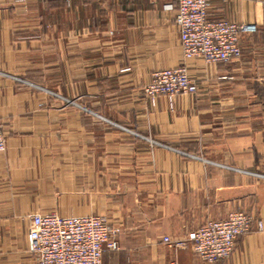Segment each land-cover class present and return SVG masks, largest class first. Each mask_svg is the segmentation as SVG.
Segmentation results:
<instances>
[{"label":"crops","instance_id":"0c3cea01","mask_svg":"<svg viewBox=\"0 0 264 264\" xmlns=\"http://www.w3.org/2000/svg\"><path fill=\"white\" fill-rule=\"evenodd\" d=\"M175 8L0 0V264H37L34 213L105 216L120 233L103 264H210L163 237L237 210L263 229L216 264H264V179L241 172L264 174L262 0L212 1L211 18L256 26L225 63L183 61ZM182 63L196 92L145 93L153 71Z\"/></svg>","mask_w":264,"mask_h":264},{"label":"built area","instance_id":"2783aa9c","mask_svg":"<svg viewBox=\"0 0 264 264\" xmlns=\"http://www.w3.org/2000/svg\"><path fill=\"white\" fill-rule=\"evenodd\" d=\"M212 1L176 0L174 22L179 30L183 61L192 58H200L206 63L237 60L241 56V36L256 30L254 24L211 18L208 13ZM262 11L264 22V0ZM144 91L152 99L163 95L172 102L176 95L196 92L197 85L182 63L153 71ZM2 127L0 119V152L6 148ZM122 128L132 133L128 128ZM190 156L206 161L199 155ZM241 172L264 179V174L247 170ZM253 223L258 230L263 229L262 221L256 220L253 214L237 210L224 219L205 221L188 240H172L167 236L163 240L174 247L190 244L200 259L216 264L232 254L237 238L248 232ZM119 233V227L102 215L34 213L29 216L27 251L37 264H103L104 252L119 248Z\"/></svg>","mask_w":264,"mask_h":264}]
</instances>
